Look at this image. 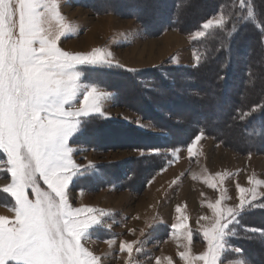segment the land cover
<instances>
[{
	"label": "rangeland",
	"instance_id": "rangeland-1",
	"mask_svg": "<svg viewBox=\"0 0 264 264\" xmlns=\"http://www.w3.org/2000/svg\"><path fill=\"white\" fill-rule=\"evenodd\" d=\"M128 1L0 0V264H216L218 253V264H264V242L254 245L249 259L227 240L238 233L234 226L246 208L264 207L257 202L264 198V154L240 152L251 144L241 138L243 130L229 122L220 128L222 140L206 133L199 120L211 113L193 86L178 89L181 101L161 88L156 104L167 118L179 125L182 117L196 118L184 128H162L125 103L144 104L129 77H113L122 88L120 101L104 87L111 79L97 84L93 71L158 66L179 77L175 68L200 60L203 49L194 44L226 15L217 13L192 33L149 35L136 19L89 7L122 10ZM261 5L264 14V0ZM235 57L242 59L241 52ZM239 65L229 95L242 89ZM255 65L249 96L262 93ZM177 81L187 84L186 77ZM198 87L208 94L213 85ZM97 118L118 124L101 125ZM189 127L196 133L182 147L143 143L147 136L159 143L171 135L180 139ZM138 142L144 145L131 144ZM161 160L168 162L162 170ZM173 170L181 176L175 183ZM199 185L203 189L194 188ZM185 193L200 206L197 216H213L200 231L172 224L186 218L177 202Z\"/></svg>",
	"mask_w": 264,
	"mask_h": 264
},
{
	"label": "trees",
	"instance_id": "trees-1",
	"mask_svg": "<svg viewBox=\"0 0 264 264\" xmlns=\"http://www.w3.org/2000/svg\"><path fill=\"white\" fill-rule=\"evenodd\" d=\"M154 2L157 4L156 8L158 11L143 9V7ZM167 2H169L168 7ZM125 3V8L122 10L107 8L100 10L92 3H89V7L97 13L113 12L123 17L136 19L149 35H159L168 29H174L182 33H192L201 28L205 21L219 12L226 15V21L221 26L211 30L202 41L194 44L197 49H203V54L194 66L175 68L176 72L180 73L179 71H181L179 77H169L170 74H167V72L170 69L166 67L156 66L130 71L121 68L100 67L93 69L97 80L101 81L96 83L103 85L102 81L104 79H111L112 82L104 85V87L118 92L117 99L120 100L122 88H120V84L113 81L115 80L113 77L115 76L117 80L119 77H129L136 90L141 93L140 100L144 104L142 108L129 101L125 103L137 113L145 117L148 116L149 120L168 130L172 127L175 129L176 127H187L186 125L192 121H196V118L192 117L193 120L189 117H182L183 121L179 125L177 123L178 120L167 118L162 109L164 107L156 104L157 99L155 97L163 95L164 91H159L165 86L168 88L166 89V93H169H164L165 95L170 96L172 94V99L176 98L181 101L185 97L177 94L179 92L178 89L181 90L184 87L188 86V88H191L193 86L198 93L199 103L206 105L211 113L210 118L206 119L203 117L202 120H199L206 133L222 140L221 137L224 134L220 132V128L226 127L230 122L243 130L241 138L251 143L240 146V152L264 154V14L262 13L261 0H246L245 6L240 4V0H129ZM200 5H203L201 12L195 14L193 9ZM248 6L252 8L251 15H249ZM250 39H253L254 43L248 44L243 50L241 46L245 41L247 42ZM238 52H241L242 55V59L240 60L236 59L237 56L235 57V55H238ZM213 56L220 57L222 60H215ZM255 62L258 63L257 67L262 77V93L257 96H249L247 91L251 90L255 85L258 76ZM237 63H240L241 77L238 80L241 79L242 89L234 95H229V91L236 83L234 78L237 77L233 75V69L238 67ZM203 70L215 73V76L212 79L204 77L201 74ZM167 76L169 77L168 79L173 77L172 80H168ZM184 77L187 78V84L183 82V84L181 82L178 83V81L177 84L174 83L177 79ZM203 81H209L213 85L209 89L208 94L198 89V85ZM167 110L169 111V109ZM155 118H158L160 121L155 120ZM95 120L101 125L108 124L114 127L115 124H118V122L102 118ZM211 123H215L219 128H212ZM188 129L180 139H176V136L171 135L165 138L166 140L161 139L162 142L159 143L157 139L150 140L151 137L147 136L143 138L145 139L143 143L161 147H182L189 144L196 133L194 129L191 130L190 127ZM125 134L130 135L128 132H124L122 135ZM140 134L142 133L140 132ZM158 138L161 137L159 136ZM165 141H168V143L163 144ZM143 143L131 144L140 146ZM0 157H3L1 151ZM167 163L165 160H161L159 169H164ZM257 202H264V198ZM238 218L240 221L234 226V231H238V233L229 236L227 240L238 245L245 255L251 259L249 253L255 249L254 245L256 246L258 241L264 242V207H248ZM247 227H252L255 231H248L245 229ZM260 249L264 250V247L260 246ZM260 263L261 261H259Z\"/></svg>",
	"mask_w": 264,
	"mask_h": 264
},
{
	"label": "crops",
	"instance_id": "crops-1",
	"mask_svg": "<svg viewBox=\"0 0 264 264\" xmlns=\"http://www.w3.org/2000/svg\"><path fill=\"white\" fill-rule=\"evenodd\" d=\"M137 68H133L132 70H136ZM175 172V170H173V171H171L169 174L171 175V176H173L172 178H171V182L173 181V183H175V182H178L179 181V179L181 178V176H180V173H175V174H173ZM171 182H169V183H171ZM168 184V183H167ZM179 185H181V183H179ZM202 185V184H201ZM201 185H199V186H197V187H194V188H196L197 190H201V189H203V187L201 186ZM162 190H163V188H162ZM189 190V189H188ZM182 196V198H178L177 199V202H178V204L179 205H181L180 206V208H182V211L185 209V211L184 212H182L181 214H184L183 216H185L186 218H178V222H177V224H175V223H172L174 226H178L179 225V227L182 229V230H186V231H188V232H191L190 230H192V229H197V230H201V228L199 227V225H201V226H203L205 223H207L208 221H209V219L211 218V217H213V216H211V214L209 215V214H201V212L198 214L199 216H197V214H195L196 213V211H199V209H200V206H197V205H194V202L192 203V204H190L189 202H190V200H187V193H185L184 195H181ZM180 202V203H179ZM186 204V205H182V204ZM191 205H193V206H191ZM187 209V210H186ZM0 213H2V212H0ZM191 213V215H192V217H191V220H192V222H190L189 224L187 223V218H188V215ZM3 214H4V212H3ZM196 215V216H195ZM210 216V217H209ZM196 217H198L199 218V222H198V224H196L195 222V218ZM157 223L158 222H163V221H161V219L160 220H158V221H156ZM171 223V222H170ZM180 229V230H181ZM181 230V231H182ZM189 241V240H188ZM181 264V263H180Z\"/></svg>",
	"mask_w": 264,
	"mask_h": 264
},
{
	"label": "snow or ice",
	"instance_id": "snow-or-ice-1",
	"mask_svg": "<svg viewBox=\"0 0 264 264\" xmlns=\"http://www.w3.org/2000/svg\"><path fill=\"white\" fill-rule=\"evenodd\" d=\"M218 256H219V253H218L217 258H216V264H218Z\"/></svg>",
	"mask_w": 264,
	"mask_h": 264
},
{
	"label": "bare ground",
	"instance_id": "bare-ground-1",
	"mask_svg": "<svg viewBox=\"0 0 264 264\" xmlns=\"http://www.w3.org/2000/svg\"><path fill=\"white\" fill-rule=\"evenodd\" d=\"M169 44H171V41H169ZM166 45H168V44H166ZM170 46V45H169ZM173 102V101H172ZM120 140V139H119Z\"/></svg>",
	"mask_w": 264,
	"mask_h": 264
}]
</instances>
